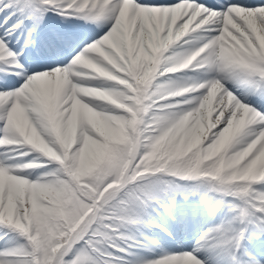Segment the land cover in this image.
<instances>
[{
    "label": "snow or ice",
    "instance_id": "1",
    "mask_svg": "<svg viewBox=\"0 0 264 264\" xmlns=\"http://www.w3.org/2000/svg\"><path fill=\"white\" fill-rule=\"evenodd\" d=\"M0 264H264V0H0Z\"/></svg>",
    "mask_w": 264,
    "mask_h": 264
}]
</instances>
